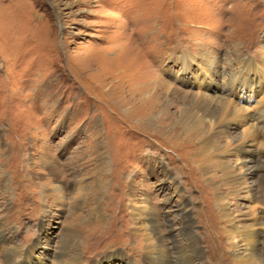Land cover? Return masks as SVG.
<instances>
[{"label": "rangeland", "instance_id": "rangeland-1", "mask_svg": "<svg viewBox=\"0 0 264 264\" xmlns=\"http://www.w3.org/2000/svg\"><path fill=\"white\" fill-rule=\"evenodd\" d=\"M205 94L236 103L216 135L227 166L209 174L196 167L205 129L177 122ZM248 115L264 125V0H0V223L23 250L0 264H60L76 215L69 261L149 264L136 206L169 244L190 212L204 261L235 264L243 239L229 247L215 187L236 220L258 205L248 157H264V127Z\"/></svg>", "mask_w": 264, "mask_h": 264}, {"label": "bare ground", "instance_id": "bare-ground-1", "mask_svg": "<svg viewBox=\"0 0 264 264\" xmlns=\"http://www.w3.org/2000/svg\"><path fill=\"white\" fill-rule=\"evenodd\" d=\"M247 67H248V64H246L245 68ZM248 73H250V70L244 72L243 77L247 76ZM235 81L237 80L230 81L229 86L231 88L235 84ZM214 99H216V101ZM198 102L199 103L196 106H193L192 113L190 112V114L187 116L181 115L182 116L181 119L179 121L177 120L176 121L178 122V124L181 125V128L185 133H190V132L194 133V131H197L199 133L203 129H205V133L203 135V140H202L203 144L200 150V153L202 156L201 158L202 162L197 163L196 167L200 168L204 173L209 174L211 173L213 168H220L221 166H224L225 168L227 166L226 165L228 162L227 156L228 154H230V152L218 150V143L216 142V137H217L216 135L219 132V128L222 127L224 122L228 120V114L233 113L232 111L236 107L235 105L236 103L230 97L214 98L206 94L200 95ZM214 103L218 104V108L221 110V112L224 115L223 119H222V116L219 118L220 120L215 119L217 116L214 115V111L212 109L213 107L212 105ZM209 116L211 119V124L209 125L208 129H206V127L204 126L205 125L204 119H206V117H209ZM246 119L253 123L251 124L253 133L258 135L259 131L264 127V125H260V123L258 124L254 116L248 115V117H245L244 120ZM235 149L236 151L242 154L245 152L248 153V150L246 149L244 143L237 144L235 146ZM258 154H259L258 151L254 154L252 150L250 151V155L248 157V162L250 163L249 168L255 171L256 175L258 176L257 186L255 188L257 189L259 194H254V192L253 193L251 192V197L253 198V201L255 203L263 206L264 205V157L260 155L258 156ZM46 169L50 176L52 175L53 177L57 179L59 178L60 173L57 169V165L54 160H51L46 164ZM257 170H261V173L258 174ZM214 176L215 175L211 177V181L209 180L212 183L215 182L213 179ZM44 188L46 189V187ZM215 191H216L215 193H216L217 209L220 213V217L228 225L227 228H224V229H225L226 236L229 239V247L235 250L237 247L238 239L240 237L243 239V245H244L243 250H239L238 252L233 254L234 263L235 264H264V240L262 237L263 235L262 232L264 231L262 230L261 232L260 230H257L258 228L261 229L264 227V214L261 215L255 212L257 208H261V207H257L258 205H256L255 207H253L254 209L252 208V211L250 210L246 213L248 214V217H243V218H239L238 220H236V217L233 216L231 208L229 207V202L223 195L220 186L215 187ZM187 203L188 201L181 200V203L178 202L177 207L185 208L184 205L187 206ZM134 211H135V218H134L135 225L137 226L138 230L141 232L140 234L143 237V238L141 237V239L145 241L144 252H145L146 259L149 260L150 262L149 264H177V263L178 264H208L204 261L203 250L200 244V239L198 237V234L195 231V222L193 221V218L190 212L187 211L184 213V217L182 216L183 223L180 226L181 233H179L182 235L181 239L180 238L178 239L176 237L171 238V243L169 244L166 242V239L162 233L160 225L156 222L154 218L153 211L148 210L147 207H140V206H136ZM181 215H183V213ZM240 215H243V214L241 213ZM80 220H81V216H77V215L74 216L72 218V221L68 225V228L66 229L65 235L63 237L64 240H62L63 242H62V247H61L62 251L60 253V258H61L60 264H83L82 259L78 252L77 254H75L72 260L69 261L67 259L68 251L70 250L71 246L77 245L75 244V242L71 241L70 235L73 232H77V233L79 232L77 228H76L77 230L74 229L73 225L81 226V224H79ZM4 229L5 228L3 224L0 223V240L1 241L3 240V242L0 243V257H4L5 261H8V262H16L18 254L23 250H21V248H15V247L11 248L4 243L6 239V238L4 239V235L6 233ZM81 229H82V226H81ZM172 253L179 254V255L182 254V258H180L181 257L180 256L179 257L180 260L176 261L177 263H174V259L172 258ZM174 256H177V255H174Z\"/></svg>", "mask_w": 264, "mask_h": 264}]
</instances>
